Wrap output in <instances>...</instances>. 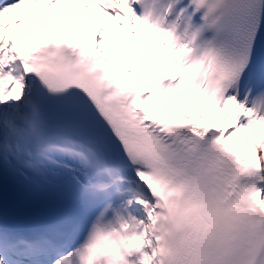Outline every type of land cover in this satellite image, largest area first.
Listing matches in <instances>:
<instances>
[{"label": "snow or ice", "instance_id": "snow-or-ice-1", "mask_svg": "<svg viewBox=\"0 0 264 264\" xmlns=\"http://www.w3.org/2000/svg\"><path fill=\"white\" fill-rule=\"evenodd\" d=\"M37 4L64 19L65 0L0 3V264H264V151L228 146L264 150V0H84L96 36L32 41L13 13ZM161 96L235 127L163 118ZM9 183L61 210L10 212Z\"/></svg>", "mask_w": 264, "mask_h": 264}]
</instances>
